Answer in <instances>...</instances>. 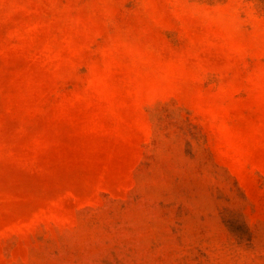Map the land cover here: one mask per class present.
Segmentation results:
<instances>
[{
    "label": "rangeland",
    "instance_id": "obj_1",
    "mask_svg": "<svg viewBox=\"0 0 264 264\" xmlns=\"http://www.w3.org/2000/svg\"><path fill=\"white\" fill-rule=\"evenodd\" d=\"M0 264H264V0H0Z\"/></svg>",
    "mask_w": 264,
    "mask_h": 264
}]
</instances>
